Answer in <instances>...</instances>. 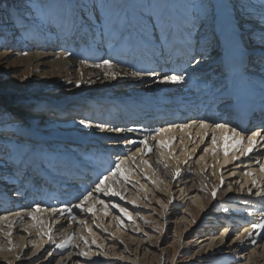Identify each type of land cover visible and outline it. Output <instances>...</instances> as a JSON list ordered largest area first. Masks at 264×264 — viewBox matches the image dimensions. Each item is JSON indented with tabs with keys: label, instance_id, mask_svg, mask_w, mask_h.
<instances>
[{
	"label": "rangeland",
	"instance_id": "obj_1",
	"mask_svg": "<svg viewBox=\"0 0 264 264\" xmlns=\"http://www.w3.org/2000/svg\"><path fill=\"white\" fill-rule=\"evenodd\" d=\"M126 1L129 5L124 3L123 0H108L109 3H123L127 5L128 7L126 10L131 18L133 13L138 11V9L133 6L141 3L142 0ZM41 2L52 4L58 2V0H41ZM167 2L177 9L179 15L183 16L184 10L182 4L185 0H167ZM233 2H242L247 5L248 15L251 17L249 20L251 25L250 31L251 29H258L260 25L257 23L258 19L254 17L261 13L258 3L254 2V0H233ZM18 3L20 4V7H23V0H18ZM74 3L88 5L89 0H84L83 2L76 1ZM171 8L172 7L168 9V13L172 10ZM88 10L89 9H86V11ZM116 11V9H98L96 10L95 15L97 17L104 16L106 13L114 15ZM7 12V9H0V56L8 52L12 54L8 55L6 61L0 59V111L12 114V116L20 119L25 125L22 134L26 135V137H23L26 143L18 145L17 147L27 148L35 145L37 151L43 149L41 161L44 163L42 168L47 167L49 170L53 171L58 167L57 162L61 165L63 162L67 161H59L57 155L58 152L66 150L64 149L66 145L70 147L68 148L70 154H68L67 150L65 151L66 153L63 152V154L67 155V158L70 155L74 160L78 159L84 163H88L86 161L89 160H95L94 162H96V160H99L100 154L106 152L103 149L109 150L106 143L96 137V134L100 132V129H97L95 125L90 129H86L76 123V121L81 119L88 120L86 116L88 106H85L87 101H92V105L100 106L108 96H115L118 93L111 94L110 91H103V88L109 85H103V83L93 85L88 82H82L81 86L77 88L72 79L68 82H65L63 79L60 80V82L53 84L54 82H51L48 77L42 75L43 71H45L43 67H38V70H31L32 68L28 64V55L31 52H47L48 50L69 53V50H72V48H74V52L77 49L78 51H81V46L83 45L87 47H91L92 45L99 46L101 49H104H102L103 51L106 49L107 51L104 52L106 53V57L98 59V63H100L102 59H106L107 56L112 55L113 57L111 58L113 59L114 67L116 65V67L118 66L124 70L128 69V73L133 72V70L131 72V69H134V59H131L129 54L125 61L114 58L115 56L117 57V55L113 54L115 52L114 49L119 50L121 45L114 46V33H109L105 38H101L100 34L102 31H105V29L103 24L97 19L91 21V28H84L78 33L67 28H62L59 23H57L53 30L44 28L41 31L43 36H40L39 32L34 35L16 33L11 26ZM82 23L88 25L90 22L85 18ZM178 27L181 29L180 22ZM158 36L159 32L156 33V37ZM155 40L157 41L158 39L154 37L152 41ZM121 44H123V42ZM156 47L158 50H161L159 46ZM167 47L168 46L166 45L163 50H167ZM119 56L120 55H118V57ZM67 57L76 61L77 64L81 62H89L77 54L67 55ZM117 61L120 63H117ZM128 63L130 64L128 65ZM79 78H81L80 75ZM127 90H130V88H127L126 91ZM36 103H40L43 106L42 111H32V107ZM21 108L28 109L31 111L30 114H27L26 116L22 115L18 112L21 111ZM42 114L46 117L42 118ZM12 124L13 121L10 119L0 121V125L7 126ZM22 134L15 133L12 128H9L4 133L8 138L20 137ZM216 138H219L217 133ZM208 140L206 147L211 145L210 138ZM218 140L220 141V139ZM97 146L99 147L97 148ZM152 146H154L152 155L154 154L153 157H155V160L158 162L160 157L162 163L167 164L168 170L171 169L170 172L167 171V173H171L173 169L175 171L178 168L184 169V175L182 176L183 186L187 185L189 182L193 185L196 184L195 188L201 185L198 188V190H200L199 193L201 194V201L199 199L195 200V193L188 196L186 193L181 196L184 189L179 192L180 187H177V183L172 182V188L175 187L173 190L168 188L165 180L162 183L158 182L160 185L157 186V183L155 184L146 171L144 172V166L140 168L138 167L139 165L136 167V165L133 164L135 172L129 171L130 174H128V172L124 171V174L129 176L131 183H124L121 178H117L115 184L116 191L123 188L125 193L122 195H124V197L127 196L124 198L125 201L120 200V203L122 201L123 203L121 204H124L127 208L131 209H128V215L131 216V220L127 219V216L125 217V215L120 213L119 209L116 208H113V211L111 209L106 211L107 215L104 214V210L101 208L102 205H97L96 208L94 207L95 211L93 215H87L81 212L79 214L80 210L77 209L75 211L78 213L75 214V219L71 220V227H68V229H72V234L68 237H66L67 235L63 237V233H68L65 226L62 227V224L60 225V223H58L56 226L53 224V227L52 222L48 226H52L53 228L50 229L56 231L52 234L48 233L49 238L45 242L47 244L44 245L39 254H36V248L40 243H43V241H38V243L36 240L40 239L32 236L37 235V233L39 235L41 230L44 231L47 230V228H45L44 225H42L43 223L41 224L40 222L38 225L41 226L38 229L32 228L31 225L33 223L29 224L31 228H28H30V230L35 229V232H29L28 229L22 227V229H24L22 230L24 232L22 233L23 238L24 236L26 237L23 256L18 257L16 254L13 256H0V260L3 261L1 264H24L26 262V264H264V247L262 246L264 239H260L253 247L247 240V235L243 236L247 233L245 230L250 228L251 223L259 222L261 219L260 216H256L257 213H252L251 215L246 213L248 211L245 210V208L247 209V207H249L248 209L264 211V199H262L261 196L256 195L257 192L264 193V176L260 177L261 175L258 174L257 170L259 169V166L255 162H251L252 160L250 159L246 161L242 159L241 163H239V165H241L239 166V169H231L230 172L223 173V170L217 169L218 166L216 161L214 162L215 164L209 163L210 165L203 161L202 165L205 164L206 167H204V169L201 167V160L198 158L199 156L197 157L198 160L197 158L195 159L194 156L191 163L184 165L183 162L180 167H177L176 165L173 166L171 157V163H169L164 155L159 152L160 150L156 148L157 145L155 140L152 141ZM0 148H2L5 153L3 157H0V166L4 165L5 162V166H8L6 167L7 170L4 176H6V174L12 176L13 165L11 161L15 162L16 168H21L18 167V164L21 161L20 157L14 150V144L10 143L9 139L0 138ZM95 148H97V150H95ZM115 152L117 153V151ZM217 152L220 154L221 151L217 150L216 153ZM116 153H111L113 155L112 158L116 156ZM53 154H55L57 159L54 160L52 164H49L47 161L52 158ZM208 158H206V160ZM27 160L28 159H25L22 165L27 166L25 163ZM242 162H244L243 164L245 166H242ZM260 163L264 164V161ZM234 167H238V164H235ZM31 168L33 169L32 166H30V170ZM62 170L63 167L62 169H59L60 172ZM243 170L251 172L252 175L249 178L248 184H244V188L241 189L240 184H243L242 181L245 180H243V177L238 174V172ZM16 173L18 175L17 177L22 181L23 174H21V172ZM64 173L66 174V172ZM131 173L134 175L137 173L138 175L140 174L139 179L132 176ZM88 175L89 174H87V176ZM221 175H223L224 184L226 185L225 187L218 188L219 197L213 201L211 191L214 187L219 186L218 181L219 176ZM63 176L64 175H61L62 180L58 183V187L65 190L63 188L68 187L70 184L69 181L75 179V177L67 176L70 180L66 181L67 177ZM1 178L0 182H3L4 179L2 180ZM35 179L28 181L32 183ZM80 179L83 180L82 177H80ZM159 179L160 178H158V180ZM168 179L170 180V174ZM197 179H202V181H198ZM5 180H7V177ZM251 180H255L257 186L253 188L252 193H249L247 189L252 187L250 183ZM88 182L87 186L93 184L91 181ZM11 184L13 183L11 182L10 185ZM46 188L48 189V187ZM91 188L92 187H89L90 190ZM147 188L150 189L148 190ZM27 190L31 191V189ZM49 190H51V188ZM54 190L55 189H53V191ZM25 192L29 193L28 191ZM79 193L80 188H78L76 194ZM82 194H86V192ZM160 194H162V196ZM101 198L103 199V197H100L99 199ZM248 198L249 200H247ZM79 199H82V197ZM245 201H247L248 204H245ZM133 202H135V204ZM241 202L243 204H241ZM88 203H90V201L86 203L85 207L89 205ZM133 204L134 206H131ZM254 206L255 208H253ZM225 208L228 209V212L224 211ZM242 211L243 214L240 215V212ZM83 214H85L86 220H83ZM78 217L81 218L79 219ZM118 217H120V221ZM121 221L126 225H122ZM219 222L221 224L215 225V223ZM120 224L123 226V229L119 232L117 226ZM89 227L94 230L96 229V232L94 231V234L91 233V231H89L91 228ZM0 232L3 234L1 228ZM45 234L47 235V233ZM237 236H240L241 239L246 241L245 246H243V251L242 245L236 240ZM6 237L8 236L5 235L4 238L6 239ZM69 237H71V243L65 248L61 249L56 247L57 244L65 241ZM221 238H224L223 242L221 241ZM16 239L12 242V245L8 244V239L5 241L10 245V248L8 247L9 250L11 249L14 253H16V246L20 241ZM93 239L96 241L95 244L92 243ZM11 240L13 241V237ZM100 241H104L105 244H100ZM112 245L115 247H112ZM81 252H86L87 256H81ZM49 253L52 255H49ZM68 256L71 258L73 257L72 262H69L70 258ZM7 257H10V259H5Z\"/></svg>",
	"mask_w": 264,
	"mask_h": 264
},
{
	"label": "bare ground",
	"instance_id": "obj_2",
	"mask_svg": "<svg viewBox=\"0 0 264 264\" xmlns=\"http://www.w3.org/2000/svg\"><path fill=\"white\" fill-rule=\"evenodd\" d=\"M254 2H257L259 6L257 5V3H256V5L260 8H262L261 7V0H254ZM258 10H259V8H258ZM262 10L264 11V9H262ZM168 15H170L172 17V19L174 20L175 25H176V29L173 32L169 43L167 44V45H169V49L167 50V52H164L163 50H158L157 47H155V46L161 45L160 40L158 42H156V40L152 41V43L150 45H146V44H143L141 42H133L131 47L129 46V44L127 42H125V43L123 42V44H120L121 45V48L119 47L120 50L117 51L116 49H114L115 52L113 51L114 52L113 54L117 55V57L115 56L114 58L121 59L122 61H125L127 59L128 54H130V52H131L132 54H135V55L140 57V60L135 62L134 71H137L139 69L154 70L161 77L166 73L170 74V72H169L170 69H173V68L179 69V68L185 66L187 59H188V56L192 55L193 53L188 52L185 49L184 43H183V37H182V30L177 28L178 22H180L182 20V18L179 15L174 14V10H171L168 13ZM258 17H259V15H256L257 19H258ZM252 27H253V25H252ZM259 28L258 29H251V31H258ZM83 49L84 48L82 47L81 51L77 50L76 51L77 55H79L81 58L86 59V61H89V62H83V63L81 62V63L77 64L76 61H73V59H71L70 57H67L66 53H63L64 51L55 52L56 50L55 51L54 50L53 51L48 50L47 52L35 51V52L29 53V55L27 54L28 55V58H27L28 64L32 68L31 70H38L37 69L38 67H43L45 69V71H43L42 75H44L45 77H48V79L51 82H54L53 84L58 83V82H60V80H63V79L65 82H68L69 80L72 79L74 82H76L78 80H80L82 82H88L89 80H91V84H93V85H99L102 83H103V85L109 84L103 88V91L105 90L106 92L110 91L111 94L112 93L113 94L118 93V94L115 96L114 95L108 96L109 99H105L104 102H106V101L109 102L110 100H120L122 102L130 103L133 107H135V105L131 103L134 101L137 104H139L138 108L145 110V111H148V110L152 111L153 108H155V107H162V108L167 107V106L171 105L173 103V101H177V103L182 102L185 107H189L193 111H196V109L199 108V112L195 113L194 115H190L186 121H181V122L178 121V122L174 123L175 125H179L181 123H189V121L195 120V121H197L196 124L192 125L191 127L185 128V129H180L179 127H172L170 129H168L167 131L160 133L159 135L156 136V139H155V142L157 145L156 148H158V150H160L159 152L164 155V157L166 158V160L169 163H171L170 157L172 158L173 166L176 165L177 167H180L183 162L184 163L185 162L191 163L193 161L192 159L194 156H195V159L199 156L198 158H199V160H201L200 164H201L202 168L205 167V164H203L204 166L202 165L203 161L205 163L207 162L208 164L214 163L216 161L217 166H218L217 169L223 170L224 171L223 173H228L231 171V169H239V166H241V165H238V167H234V166H235V164H238L239 159L245 158L244 156H241V153H240V155L237 153V151L240 150L241 147H246V145H247V141L245 142V140H246L245 135H244V137H245L244 138V144L243 145L236 144V142L231 139V137L233 136V133L231 132L230 127L225 128V129H218L215 131L214 134L216 135V133H218L217 135L219 138H217L216 144L215 145L211 144L209 146L210 147L209 148L206 146L208 144L209 138H210V142H211V135H212L211 130L212 129L209 128V129H203L202 130L199 127V120L202 118H205L206 116L210 118L209 119L210 124L212 123L213 120H216L217 122H220V123H226L225 121L222 120V118L227 116L229 119L230 118L229 114L232 113V110H230L229 113L226 111V107H225V104H223V102L229 101V98L231 97V95L233 93V86H234L233 74H234V72L230 66H228V67L223 66L221 59H219V55L216 59H215L216 55H213V58L208 63L200 64L196 69L189 68L188 71H189V74L192 75L193 77L202 78L204 73H208L209 75H211L212 80L216 82L217 86H223L226 88V91H225L223 96H218L216 94L215 89L212 88L211 84L194 87L191 83L185 84V85H174L171 83H162L159 80H157L156 78H153V77H150L147 75H144L142 77L132 76L131 73L127 72L128 69L124 70L122 68H119L118 66H117L118 67L117 68L116 65H115V67H113L111 69L112 71L120 72L122 74L126 72L129 75H127V76L121 75L120 77H118L117 79H114V80L106 78L103 75V73L105 72L106 69L103 67L96 68V67H94V65L98 63L97 62L98 59H100L102 57H106L105 56L106 53H104V52H106L107 49L105 51H103L104 49L102 48L103 49L102 50L101 47H99V46H94V47H90V48L86 47L85 50H83ZM110 49H112V48H110ZM128 50H130V52H128ZM71 53L74 54L75 52L71 51ZM11 54L12 53H10V52L2 54L0 56V59L2 61H6L8 55H11ZM118 55H120V56L118 57ZM111 57H113V56L112 55L107 56V58H111ZM130 62H132V61H130ZM122 64H124V63H122ZM129 64L130 63H128V65ZM132 70L133 69H131V72H132ZM79 75L81 78H79ZM260 78H261L260 75L255 76V77L250 76V77H248V82L254 88L260 90L261 95L264 97V91H262V89H261ZM98 80H104V81H98ZM148 80H150V81H148ZM127 88H130V90L126 91ZM98 89H99V87H98ZM132 90H134V91H132ZM105 94H107V93H105ZM121 96H124V97H121ZM119 104H120V102H116L115 104L105 103L103 108L111 109V110H107L108 113L106 114V117L116 116V120H118V122L121 123L122 121H125V119L122 116L123 113H120L121 111H119V109H120L118 107ZM114 105H115V107H114ZM85 106H88L89 109L94 108V106L91 105V103L88 101L86 102ZM18 112L21 113L22 115L26 116L27 114H30L31 111H29L26 108H21V111H18ZM127 113H129L128 110H127ZM41 117L45 118L46 116L44 114H42ZM62 122H70V121H62ZM126 126L123 125V126H120V128L122 127V128L126 129ZM133 126H142V125L138 124V125H133ZM133 126H131L130 128H132ZM156 128H161V127L157 126L156 124H151V127H149V125L147 124V128L145 129L146 133H144L143 135H141V134L137 135L135 133H129L126 135H124V133H119L117 135H109V134L102 133L100 130V132H98L96 134V137L98 139H101L102 141H104L106 143V146H108L109 150L103 149L106 152L100 154V156H99L100 163L90 162V160L86 161L88 163H84L83 161L78 160V159L74 160L73 157H71L69 155L67 158V163H65V162L62 163L63 169L66 172V175H64V176L75 177V179H71L69 181L70 184L68 185V187H66V188L62 187L65 190H62L60 187H58V184H57V189H56V184H55L53 187H50L51 190H49L50 189L49 187L47 189L46 186H43V187L39 186L41 191L38 188H34L33 191H31V194L25 193L21 197H18V196L14 197V195H12L10 193L15 189V187H12V185H6V184L4 185V183L2 184V182H0V216H6L7 217V219L0 220V228L3 232V234L0 232L1 233L0 234V250H1L0 256H3V255H12L13 256L16 254V255H18V257H22L23 256V250L25 249L24 244H26V241H25L26 237L24 236V238H23V235H22V233H24L22 231V230H24V229H22V227L28 229L29 232H35V229H38L41 226V225H38L39 222L41 224L43 223L42 225H44V227L47 228V230H44V231L41 230L39 235L37 233V235L32 236V237H38V239H40V240H36L37 242L43 241V243H40L39 246L36 248V254L37 253L39 254L42 251L44 245L47 244L45 242L49 238L48 233L52 234V233H54V231H56V230L50 229V228L54 227L53 224H55V226H56V224L60 223V225L62 224V227L65 226L66 231H68V233L67 234L63 233L62 236L63 237L66 235H67L66 237L70 236L72 234V229L71 228L68 229V227L72 224V221H71V220H73L72 217H70L68 215L61 216L59 214H53L48 209L53 208V207L59 208L61 205H64V204L75 205V204L79 203V200H80L79 198L82 197V195H83L82 193H85L89 189V187H94V183L97 181V177L105 169H107L109 167L110 159H112V156H113L111 153H116L115 151H117V153L115 155L125 153V154L131 156L132 153L136 152V148L140 147L139 144H136L135 146H129L127 149L123 150V148L120 147L122 140H126V139L140 140L144 136H148L149 147L153 149L154 148V146H152L153 139H152V135L149 132V130H154ZM205 131L208 132V134H209L208 136H210V137H205L203 139V142H202L201 136H202V133ZM150 136H151V138H150ZM218 139H220V141ZM153 145H155V144H153ZM233 145H235V148H233ZM68 148H70V147L66 145V147L64 149L69 150ZM204 148H209L210 150L208 152H204L203 151ZM70 150H72V149H70ZM217 150L221 151L220 154H218V152L216 153ZM257 150L259 152L261 151V149H257ZM152 152L153 151H151L149 154H146V155L136 153V158L134 161L132 159L126 160L124 165H123V173L128 172V174H130L129 171L133 172L135 170V167L133 169V164H135L136 167L139 165L138 167H140V168H142L144 166L145 167L144 172L146 171V173L152 178V180L155 182V184L157 183V186L160 185V183L164 182V180H165L168 188H171V190H173L175 188V187L172 188L173 183H177L178 184L177 187H180L179 192L182 189H184L181 196L183 194H186V193H187V196L195 193V195H194L195 200L199 199L201 201V197H200L201 194L199 193L200 190H198V188L201 185L199 184L200 186L195 188L196 184L193 185L189 182V183H187V185L183 186L184 184H183V177L182 176L184 175V172L182 173V176H180L179 178L174 180L173 174L175 173V170L173 169L171 171V173H169L171 169L168 170V167L167 168L164 167L165 164L162 163V159L160 157H159V161L157 162L155 160V157H153L154 154L152 155ZM106 156H108V157L105 158ZM201 157H203V159H201ZM237 157L239 159H234ZM257 157L262 158V157H264V154L262 156L258 155ZM157 158H158V155H157ZM198 158H197V160H198ZM206 158H208V159L206 160ZM262 159L264 161V158H262ZM145 160H147L149 163L145 164L143 162ZM261 160H260V162H261ZM91 161H95V160H91ZM243 163L244 162H242V166H245ZM5 164H6V162H5ZM5 164L3 166H0V176L1 175L4 176L6 173V170H7L6 167H8V166H5ZM242 168H245V167H242ZM153 171H155V172H153ZM167 171H169V172L167 173ZM257 172L259 175H261L260 177L264 176V172H261L260 168L257 170ZM55 174L56 175H53L51 177V180H53L55 178H60V179L62 178L61 175H63V174L59 170L56 171ZM87 174H89V175L87 176ZM169 174H170V180L168 179ZM238 174H240L243 177V180H245V181H242L243 184H248L250 177L244 176V170L239 171ZM131 175L134 176L135 178L139 179L140 174L138 175V173H137L136 175H134L131 173ZM222 176L223 175L219 176V181H218L219 184H220V178ZM80 177H82L83 180L80 179ZM117 178L119 179L120 177H117ZM158 178H160V179L158 180ZM1 179L3 180V178H1ZM25 179H26L25 180V186H26L28 184V181H27L28 179L27 178H25ZM88 181L93 182V184L87 186V184L89 183ZM200 181H202V179ZM6 182H12V181L7 180ZM158 182H160V183H158ZM23 184H24V182L21 183L22 186H23ZM10 186L12 187V189H10L11 188ZM29 186H30V188H33L34 183L30 184ZM115 186L116 185H110V187H114V189L116 190ZM78 188H80V193L76 194ZM53 189H55V191H53ZM117 191H121V195L125 193L123 188L121 190L119 189ZM28 192H30V191H28ZM61 192H63V193H61ZM132 195H133V193H132ZM160 195L162 196V194H160ZM100 197H103V200H105L106 204H108L109 200H110L111 203H113V204L118 203L121 205V207L127 208L124 204H121V203H123L122 201L124 200V198L127 196L124 197V195H122L123 199H121L120 197H111V198H109L107 196H100ZM94 198H95V200H94ZM94 198L92 200H90V203H88L89 205L86 207L90 206V207L96 208L97 205H100V204L96 203L97 198H96L95 194H94ZM128 198H129V195H128ZM249 198H251V197H249ZM249 198L247 200H249ZM120 200H122L121 203H120ZM133 203L135 204V202H133ZM34 204H40L41 210L36 213V219L32 220L27 215V213L29 211L33 210ZM134 204L131 206H134ZM241 204H243V203L241 202ZM101 208H103L104 214L106 213V211H109L110 209L113 211V207H110V206L106 207L105 205H102ZM133 208H135V207H133ZM248 208L249 207H247V209L245 208V210H248ZM253 208H255V206ZM127 209H130V208H127ZM75 210H77V209H75ZM75 210H74V214L78 213ZM241 210H239V211H241ZM245 210H244V213H245ZM259 211L261 212L262 210H253L252 213H254V214L257 213L256 216H260ZM17 212H20L21 215L24 217L23 221H21L19 218H17V216H16ZM98 212H99V210H98ZM100 212H101V210H100ZM214 212H216V211H214ZM81 213H83V212H81ZM246 213H248V212H246ZM79 214H80V211H79ZM241 214H243V211L240 212V215ZM82 216H83L82 217L83 220H86L85 214H83ZM62 217H64V218H62ZM118 218L120 221V217H118ZM87 222H91V221H87ZM245 222H252V221H245ZM32 223L35 225H33ZM51 223H52L53 227L48 226ZM29 224H32L31 225L32 228H35V229L30 230L31 227ZM216 224L218 225L221 223L220 222L215 223V225ZM120 225L117 226L119 232L123 229L122 225H126V224H124V222H123L122 225L121 226ZM28 227H30V228H28ZM89 228H91V227H89ZM95 230L91 228V233L94 234L96 232ZM111 231H112V229H111ZM4 232H5V235H7V233L11 232V235H7L8 237H6V239H8L7 240L8 244L12 245V242H14V240L16 238H17L16 240H20L18 242V245L16 246L17 247L16 253H14V251H12L11 249L9 250L10 245H8L7 242H5L6 239L4 238V236H5ZM45 233H47V235ZM131 233H132V231H131ZM246 235H247V233H245V235H243V236H246ZM12 237H13V241L11 240ZM4 239H5V241H4ZM223 240H224V238H221V241H223ZM16 244H17V242H16ZM37 244H35V245H37ZM100 244L104 245L105 242L100 241ZM262 244H263L262 246L264 247V242ZM14 245H15V243H14ZM112 247H115V246L112 245ZM69 258H70L69 262H72L73 257L72 258L69 257ZM69 258H68V260H69ZM5 259H10V257H7ZM2 262L3 261L0 260V264ZM26 263H24V264H26Z\"/></svg>",
	"mask_w": 264,
	"mask_h": 264
},
{
	"label": "snow or ice",
	"instance_id": "obj_3",
	"mask_svg": "<svg viewBox=\"0 0 264 264\" xmlns=\"http://www.w3.org/2000/svg\"><path fill=\"white\" fill-rule=\"evenodd\" d=\"M127 5L123 3H109L108 0H89L88 5H79L65 2V0H58L56 3L47 4L42 3L41 0H23V7H10L7 0H0V9H7L8 19L11 26L16 33H24L34 35L41 32L44 28L53 30L57 23L62 28H67L73 32H80L84 28H91V21L93 19L99 20L105 31L101 32V38H105L109 33H114L115 38L113 40L114 46H119L122 42H127L131 47L133 42H141L146 45L152 43L153 38H157L161 42V49H163L170 41L173 32L176 29L174 20L168 15V9L172 7L167 0H142L141 3L134 5L138 11L134 12L130 18L127 12ZM261 7L264 9V0H261ZM184 10L182 20L180 21V27L182 29V37L184 47L188 52L193 53L188 56L185 66L176 69H170V74L166 73L162 77L154 70L139 69L131 73L132 76L142 77L144 75L156 78L162 83H171L174 85H185L191 83L194 87L211 84L212 88L215 89L218 96H223L226 88L223 86H217L215 81L208 79L207 77H193L189 74L188 69H196L200 64L208 63L213 58V53H217L220 56L222 62L228 64L233 72L239 75L241 78L248 77L252 74L253 69H259L260 73V84L261 89L264 91V11H262L258 17L257 22L260 25L258 31H250L251 25L249 20L251 17L248 15L247 5L242 2H233V0H185L182 4ZM86 9H89L86 11ZM105 9H116V13H106L104 16L97 17L95 15L96 10ZM87 18L90 22L88 25L82 23ZM159 32V36L156 37V33ZM72 55L73 53H66ZM117 63H120L117 61ZM96 68H105L103 73L104 77L109 79H117L121 75L127 76L128 73H120L112 71L114 67L113 59H102L100 63L94 65ZM131 67V65H130ZM82 81H76L75 87L79 88ZM91 83V80L88 81ZM43 110V106L40 103H36L32 107L33 112H40ZM10 119L13 121L12 125H0V138L9 139L10 143L14 144V150L18 153L21 161L25 159L30 160L32 155L37 152L35 145L27 148H19L18 145L25 144L26 141L23 136L8 138L4 133L12 128L16 133L23 132L25 127L24 123L17 117L12 116L10 113L0 111V121ZM209 117H205L199 120V127L203 129H212L211 144L215 145L217 138L215 131L218 129L228 128L229 125L226 123H220L213 120L209 123ZM80 126L86 129L93 127V123L90 120L81 119L76 121ZM197 121L191 120L189 123H181L179 125L169 124L167 128H156L149 130L152 135V139L155 140L156 136L160 133L167 131L172 127H179L185 129L196 124ZM97 129L103 131L108 124L101 122L95 125ZM143 126H133L128 131H142ZM233 136L232 140L236 144H244V130L238 131L237 128H231ZM116 133H122L125 129L116 127L114 128ZM209 134L207 131L202 133L201 139L207 137ZM261 136V131H251L247 135L246 147H241V156L248 157L251 159V155L260 152L257 149L264 151V147L257 141V137ZM264 139V138H262ZM149 138L144 136L140 140L126 139L122 140L120 147L127 149L129 146H135L139 144L140 147L136 148V152L129 155H116L110 159V164L98 177L94 183V187L91 190L86 191V194L82 195V199L75 205L64 204L59 208H50L53 214H59L61 216L68 215L75 219L74 210L79 209L87 215L94 214V207H85L86 203L93 199L94 194L96 195V203L105 205L106 207H113L119 209L120 213L127 216V219L131 220V216L128 215V209L121 207L120 204H113L109 200L106 204L105 200L99 199L100 196L120 197L123 199L121 192L116 191L114 187L117 182V177H120L125 183H131L129 176L123 173V165L126 160L136 158V153L149 154L153 151L149 147ZM235 148V145H233ZM209 148H204V152H208ZM43 153V149L39 150ZM5 155L2 148H0V157ZM10 155V153H9ZM57 157L53 154L52 158L47 162L52 164ZM203 159V157H201ZM234 159H239L234 158ZM145 164L149 162L143 161ZM260 168L261 172H264V164L260 163L259 160L254 161ZM13 168L17 172H21L23 175L28 174V169L16 168L15 162L11 161ZM43 161L41 164L43 165ZM167 168V164L164 165ZM181 170L177 169L173 174V178L177 179L181 176ZM234 175V174H233ZM251 172L245 170L244 176L250 177ZM252 187L248 188L247 191L252 193L253 188L257 186L255 180L250 181ZM224 186L223 177L219 186L214 187L211 191V197L213 201L217 198V192L219 187ZM230 187V186H229ZM240 188H244V184H240ZM25 193L21 189L17 188L14 192V196H23ZM264 199V193L257 192ZM171 203V201H170ZM247 203V201H245ZM41 210L40 204H34L33 210L29 211L27 215L32 219H36V213ZM228 212V209H224ZM249 215L252 214L253 209L247 210ZM107 215V212L105 213ZM17 218L23 221L24 217L20 212L16 213ZM261 219L259 222L251 223L250 228L246 229L247 240L251 246H255L260 239H264V211L260 213ZM7 219L6 216H0V220ZM123 223V221H121ZM99 227V226H97ZM259 230V231H257ZM91 231V229H89ZM11 235V232L7 233ZM255 237V238H253ZM236 240L245 246L246 241L241 239L240 236L236 237ZM223 242V241H222ZM71 243V237L57 244L58 248H65ZM95 244V239L92 240ZM49 255H52L49 253ZM81 256H87L86 252H81Z\"/></svg>",
	"mask_w": 264,
	"mask_h": 264
},
{
	"label": "trees",
	"instance_id": "obj_4",
	"mask_svg": "<svg viewBox=\"0 0 264 264\" xmlns=\"http://www.w3.org/2000/svg\"><path fill=\"white\" fill-rule=\"evenodd\" d=\"M76 1L83 2L84 0H73V4H75L74 2H76ZM7 3L10 6V1L9 0H7ZM11 4H14L15 7H20V4L18 3V0H12ZM0 25H1V23H0Z\"/></svg>",
	"mask_w": 264,
	"mask_h": 264
}]
</instances>
